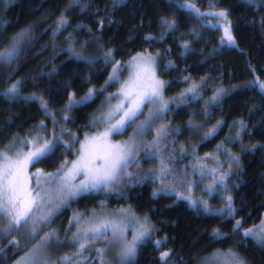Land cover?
<instances>
[{"label":"trees","instance_id":"obj_1","mask_svg":"<svg viewBox=\"0 0 264 264\" xmlns=\"http://www.w3.org/2000/svg\"><path fill=\"white\" fill-rule=\"evenodd\" d=\"M216 11L227 13L236 44L226 43L222 29L212 24L216 21L209 13ZM62 17L67 24L61 27ZM21 33L26 37L14 61L0 64V151L43 122L51 123L47 113L60 112L73 95L80 100L92 90L91 101L70 109L76 145L60 144L34 166L57 170L96 130V112L119 86L103 88L113 65L141 51H162L166 62L160 73L173 100L166 117L172 134L179 131L193 152L190 160L200 163L208 153L210 167L226 178L207 196L210 209L205 211L206 205L167 191L158 160L142 152L133 165L136 174L123 189L80 196L54 217L52 227L66 229L78 210L131 205L150 218L154 232L130 264H205L214 253L231 249L247 264H264V247L243 235L264 218V93L251 86L256 79L264 82V0H0V52L17 44ZM18 80V95H6ZM31 94L46 103L47 113L28 99ZM196 124L212 133L197 151L187 137ZM171 163L168 176L174 173ZM12 241L13 233L0 234V264H13L33 244L21 247ZM155 241H161L159 247ZM104 244L92 240L83 251L69 244L55 262L101 264L96 252ZM163 252L169 253L165 260Z\"/></svg>","mask_w":264,"mask_h":264},{"label":"snow or ice","instance_id":"obj_2","mask_svg":"<svg viewBox=\"0 0 264 264\" xmlns=\"http://www.w3.org/2000/svg\"><path fill=\"white\" fill-rule=\"evenodd\" d=\"M216 15L227 17L225 12H219ZM165 23L174 26L175 21H165ZM59 24L62 27L67 24V20L62 17ZM224 35L227 43L234 45V38L229 28L224 29ZM183 46L188 48L187 44ZM17 50V46L14 45L10 50L0 52V64L12 63ZM79 58L83 59V57ZM128 64L131 70L128 78L122 83L119 76L120 65L117 64V67L112 69L113 74L109 77V82L121 85L119 92L114 94L118 102L112 104V97H108L107 110L98 118L99 125L103 126L104 130L92 137H85L76 152L75 160H65L55 173H45L42 169L29 173L30 167L53 153L57 143H63L60 137H56L53 141L35 136L32 141L27 142L31 144V149L28 151H24L22 145L19 147L14 145L7 152L0 151V223L5 225L0 232L12 233L14 230L25 228L30 236L35 237L36 222H50L54 212L58 211L61 205H67L69 200L88 193L111 189L122 176L127 174L126 169L130 162L134 161V153L142 144V125L134 134L135 138L129 142L112 143L110 137L135 124L138 115L144 111L145 104H154L159 101L158 111H163L167 107L162 99L164 81L156 78L153 59L140 54L138 57H133ZM19 83L17 81L12 84L6 95L13 98L17 96ZM251 86L264 93V82L256 79L251 82ZM194 89L195 85L187 91L191 92ZM28 99L37 100L47 113V105L41 101V98L32 96ZM92 99L93 91L89 90L80 100H76L74 96L70 97L67 108L70 109L77 104H86ZM47 114L51 115V113ZM67 118L66 115L62 116V119ZM161 163L163 165V161ZM33 180H35L34 184ZM77 180H79L78 183ZM205 211H207L206 206ZM236 225L239 228V221ZM125 231L122 220L101 218L86 222V226L73 237V241L75 242L76 236L82 232L83 239L79 243V248L83 251L87 240L107 239L109 249H118L117 264H130L136 255L138 243L149 236L151 229L142 224L131 241L125 239ZM216 235L220 234L217 232ZM243 235L251 237L257 245L264 247V229L260 232H253L249 229ZM54 239L58 240L56 233H50L44 238L38 250H34L31 264H57L47 258V246ZM12 243L19 242L12 241ZM155 243L159 247L161 241H155ZM106 250L98 251L103 255ZM213 255L217 258L216 264H245L236 253L231 251L224 260H221L218 254ZM168 256V252H163L161 260H165Z\"/></svg>","mask_w":264,"mask_h":264},{"label":"rangeland","instance_id":"obj_3","mask_svg":"<svg viewBox=\"0 0 264 264\" xmlns=\"http://www.w3.org/2000/svg\"><path fill=\"white\" fill-rule=\"evenodd\" d=\"M220 11L211 12L210 20L216 21V23H212L214 26L220 27L224 33V29L227 27L232 35L231 25L228 17H219L216 13ZM29 30V29H26ZM24 30V31H26ZM23 31V32H24ZM22 32V33H23ZM21 33V34H22ZM233 36V35H232ZM26 37V34H22L17 40V44H14L8 49L10 50L14 45L19 46V43L22 39ZM225 38V35H224ZM15 41V40H14ZM24 42V41H23ZM225 42L226 38H225ZM234 44L236 41L234 39ZM18 52V50H17ZM17 54V53H16ZM140 54L144 56H150L154 61V67L156 72V78L159 80H163L160 70L164 62H166V56L162 51H151L145 50L136 53L130 59L125 62L118 61L113 65V68L117 67V64L120 65L119 76L121 83L128 78L130 72V66L128 64L129 61L133 59V57H138ZM8 65V64H6ZM4 65V66H6ZM112 68V69H113ZM112 70L110 76L112 75ZM109 76V77H110ZM20 84L22 80H18ZM17 82V81H16ZM15 82V83H16ZM115 83V82H113ZM109 82V78L103 88H107L111 84ZM120 83L116 90L113 92H109L107 97L105 98L103 104L101 105L100 109L96 112L94 116V121L92 123L93 127L96 129L94 132L86 134L78 144V148L76 151L74 150L75 156L73 159H66L67 161H73L77 158L76 152L80 147V144L84 142L85 137H92L96 135L98 132H102L104 130L103 126L99 125L98 118L102 115L103 112L107 110L109 100L108 97H112L111 103L116 104L118 101L114 94L118 93L120 90ZM7 93V92H6ZM96 92L93 91V98ZM36 96L35 94H31L29 97ZM37 97V96H36ZM82 99V98H81ZM162 99L163 102L167 105V107L163 111H158L160 108V102L154 104H145L143 106L144 111H142L137 118V122L133 124L131 127H126L123 132L119 134H113L110 137L112 143H124L129 142L131 139H134V134L141 128L142 125V144L134 153V161L130 162L129 166L126 169V175L122 176L119 182L111 189L103 190L107 193H113L123 189L125 184L130 182L132 176L136 174L137 170L133 167L135 161L137 160L138 156L142 152H146L147 155L155 157L158 160L157 168L159 171L160 178L165 184V188L170 193L177 194L180 198L188 199L189 201L196 203H200L202 205H206L209 210V205L207 203V196L210 197L219 186L224 185L225 182V173L219 172L217 167H210L209 162L207 159H210V155L205 153L206 155L201 159V162H195L194 160H190L189 156L193 155L192 151L188 149L186 144L181 142V137L179 135V131L176 134H172V128L167 124V113L173 103V100L168 98L165 94V84L162 90ZM77 100V99H76ZM68 105V104H67ZM67 105L60 110V112H50L51 113V123L43 122L41 125H38L34 130L31 131L30 134L17 139L10 145V147L6 150L7 152L11 149L14 145L16 146H23L24 151H28L31 149V144L27 143L33 140L35 136H40L45 139L55 141L56 137H60L63 143H57L56 147L60 144L65 145L68 149L73 148L77 143L78 134L73 130L72 127H69V120H70V109L67 108ZM127 106V105H126ZM67 116L68 118L62 119V116ZM200 124H196L198 126ZM214 132V131H213ZM212 135L211 130H205L204 124L196 127L193 133L187 135L190 137V145L194 146V149L197 151L201 142ZM176 154V156H173ZM196 154V152H195ZM194 154V155H195ZM174 161V173L171 176H168V171L172 168L171 161ZM65 161V160H64ZM64 161L62 163H64ZM163 161V165L162 162ZM138 168V167H137ZM29 173L36 171V168L30 167ZM45 172V171H44ZM55 173L56 170L51 171ZM47 173V172H45ZM228 175V172H227ZM79 180H77V183ZM35 180H33V184ZM43 195V193H42ZM82 196V195H81ZM80 197V196H79ZM69 200L67 205H61L58 211H55L52 215L50 222H36V236H30L29 232L25 228H21L19 230H14V240L18 241L17 245L21 247H25L29 243L33 242L32 246L29 250L20 256L13 264H31V261L34 258V250H38L39 246L42 245L44 238L50 233H56L58 240L54 239L49 242L47 246V258L49 261H55L58 255L61 252L66 250V247L69 244L76 243L79 247V243L82 241V232L79 236H76L75 242L73 241V237L84 227L86 226V222L96 221L101 218L103 219H118L123 221V226L125 227V239L127 241H131L134 236L137 235L138 230H140V226L145 224V226L151 229L150 234L148 237L144 238L142 242L138 243V247L145 242L148 238H150L154 232V225L151 222L150 218L146 215H141L136 212V210L131 205H121L115 207H109L106 205L100 206L98 208H93L88 211H76L72 218L70 225L66 229L56 228L51 226V222L54 217L59 214L62 210H64L67 206L71 204L72 201L78 199ZM222 211V210H220ZM234 216V212L230 214ZM78 219H74L77 218ZM239 221V220H238ZM240 225V221H239ZM5 227L3 223H0V229ZM253 230V232H260L261 229H264V218L262 222L256 226L249 228ZM249 229H245L243 232L248 231ZM0 234H5L0 232ZM110 235V234H109ZM97 240V239H92ZM86 241V246L90 244V241ZM105 244L99 246L96 252V258H101L104 262H112L117 261V253L118 249L116 248H108V240L104 239ZM107 249L103 255L98 250ZM136 250V253H137ZM236 253L240 259L244 262L246 261L240 254L234 249L229 251H218L216 254L219 255L221 260L227 258L229 252ZM136 256V255H135ZM216 257H212L208 259L205 264H216ZM245 264H247L245 262Z\"/></svg>","mask_w":264,"mask_h":264},{"label":"bare ground","instance_id":"obj_4","mask_svg":"<svg viewBox=\"0 0 264 264\" xmlns=\"http://www.w3.org/2000/svg\"><path fill=\"white\" fill-rule=\"evenodd\" d=\"M71 93H72V92H71ZM73 96H74V95H73ZM73 96H72V97H73ZM54 157H55V156H54ZM61 163H62V162H61ZM54 227H55V226H54Z\"/></svg>","mask_w":264,"mask_h":264}]
</instances>
